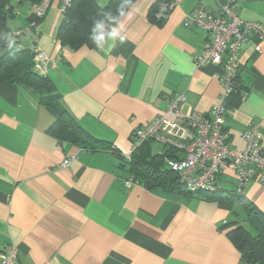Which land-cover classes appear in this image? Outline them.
Segmentation results:
<instances>
[{
    "label": "crops",
    "instance_id": "1",
    "mask_svg": "<svg viewBox=\"0 0 264 264\" xmlns=\"http://www.w3.org/2000/svg\"><path fill=\"white\" fill-rule=\"evenodd\" d=\"M110 1L96 0L101 7ZM162 1L134 0L113 29L116 37L107 35L97 50L75 51L57 38L64 15L54 0L23 41L49 57L40 73L72 119L123 157L133 132L164 112L174 94L187 95L185 113L209 115L222 92V68L195 63L208 35L185 23L196 8L217 14V0H172L175 8L159 23L152 16ZM30 7L10 21L11 30L28 25ZM234 11L264 24V0H243ZM239 56L238 82L248 94L230 98L226 129L243 149L242 133L258 124L264 147V39L252 37ZM55 120L31 91L0 84V253L13 243L19 264H239L223 229L236 220L232 211L199 192L128 186L134 176L127 161L56 138L48 133ZM229 183L236 186L230 172L220 185L235 195ZM244 196L264 213L262 186L248 184Z\"/></svg>",
    "mask_w": 264,
    "mask_h": 264
},
{
    "label": "built area",
    "instance_id": "2",
    "mask_svg": "<svg viewBox=\"0 0 264 264\" xmlns=\"http://www.w3.org/2000/svg\"><path fill=\"white\" fill-rule=\"evenodd\" d=\"M54 0H41L31 7V15L36 19L47 16ZM243 0H217L219 12L196 8L186 15V25L205 32L208 37L195 56L198 66L216 65L222 68V92L218 102L211 108L209 115L196 112L185 113L187 95L176 93L168 99L164 112L155 119L136 129L132 134V154L146 142L162 145L165 150L159 152L165 164L177 175L179 183L189 193L215 192L221 188L220 177L228 172L235 176V195L244 196L245 188L254 182L264 188V147L262 133L258 124L251 125L241 136L245 147L238 149L230 140L226 129L228 103L232 96L246 97L248 92L240 87V51L252 37L264 39V24L241 19L234 7ZM73 0H61V12L65 14ZM175 2L164 0L159 4L156 17L167 20L175 8ZM35 23L24 29H18L8 36L6 49H24L22 37L29 35ZM5 49V50H6ZM260 50V48H258ZM36 68L45 73L49 57L41 50L35 51ZM76 158H67L62 166L67 168ZM135 180L131 178L127 185ZM0 264H19V250L16 244H10L0 253Z\"/></svg>",
    "mask_w": 264,
    "mask_h": 264
},
{
    "label": "trees",
    "instance_id": "3",
    "mask_svg": "<svg viewBox=\"0 0 264 264\" xmlns=\"http://www.w3.org/2000/svg\"><path fill=\"white\" fill-rule=\"evenodd\" d=\"M12 1L0 0V84L10 82L36 95L40 102L56 115L54 124L48 130V133L56 138L79 144L86 150H111L129 163V170L135 182L142 183L148 188L159 187L186 192V189L179 183L177 175L165 165L163 156L159 153L154 154L151 142L143 144L132 154L131 160H126L116 149L112 150L107 143L87 134L72 119L61 106L60 98L53 92L49 79L37 70L35 51L27 49L23 43L24 38L29 37L33 31H36V28H32L29 35L22 37L21 44L24 45V49H6L5 39L12 32L24 29L35 22L39 26L45 19V17L36 19L31 15L32 5L41 0H19L20 3L31 4L29 23L25 27L11 30L9 23L19 14V10L12 5ZM133 1L111 0L106 6L101 7L96 0H73L72 5L63 14L64 17L57 33L58 40L63 46L75 51L83 47L97 50L106 36L128 12ZM155 16L156 14H153L152 19L155 18L159 23H163V20ZM97 25H102L104 30V40L99 44L95 40V37L100 35V32L95 30ZM4 51H6L5 54H3ZM160 146L161 151L168 152L162 145ZM199 193L205 194L206 200H217L222 207L232 211L234 215L239 214V209L244 211L246 225L234 220L226 223L223 229L226 230L227 236L240 253L239 264H264V213L245 196L230 195L222 186L215 192Z\"/></svg>",
    "mask_w": 264,
    "mask_h": 264
},
{
    "label": "rangeland",
    "instance_id": "4",
    "mask_svg": "<svg viewBox=\"0 0 264 264\" xmlns=\"http://www.w3.org/2000/svg\"><path fill=\"white\" fill-rule=\"evenodd\" d=\"M13 4L17 8V10H19L21 12H25L29 8V3H24V4L20 5L17 0H13ZM227 187H228L227 190H229L230 192L235 191V186L233 183H229ZM235 219L243 225L247 224L245 222V213L243 211L239 212V214L235 216Z\"/></svg>",
    "mask_w": 264,
    "mask_h": 264
},
{
    "label": "clouds",
    "instance_id": "5",
    "mask_svg": "<svg viewBox=\"0 0 264 264\" xmlns=\"http://www.w3.org/2000/svg\"><path fill=\"white\" fill-rule=\"evenodd\" d=\"M96 31L100 32V35L95 37V40L97 42V44H99L101 41L104 40V30H103V26L102 25H97ZM110 37H116L118 35L116 30H113L111 33L108 34Z\"/></svg>",
    "mask_w": 264,
    "mask_h": 264
},
{
    "label": "water",
    "instance_id": "6",
    "mask_svg": "<svg viewBox=\"0 0 264 264\" xmlns=\"http://www.w3.org/2000/svg\"><path fill=\"white\" fill-rule=\"evenodd\" d=\"M5 41H8V37H6ZM5 53H6V51L3 52V54H5Z\"/></svg>",
    "mask_w": 264,
    "mask_h": 264
}]
</instances>
